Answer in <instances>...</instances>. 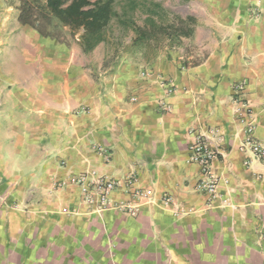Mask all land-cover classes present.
<instances>
[{
  "label": "crops",
  "instance_id": "obj_1",
  "mask_svg": "<svg viewBox=\"0 0 264 264\" xmlns=\"http://www.w3.org/2000/svg\"><path fill=\"white\" fill-rule=\"evenodd\" d=\"M195 1L204 58L185 66L183 56L160 55L148 72L113 71L110 101L98 102L88 136L102 150L86 142L66 169L20 180L15 204L0 199V264H264V158L245 142L236 88L245 84L240 96L264 147V0ZM196 133L219 151L211 202L197 189L201 168L188 159ZM80 173L135 174L150 194L136 215L100 211L68 182ZM167 194L184 212L163 202ZM129 198L123 187L113 193Z\"/></svg>",
  "mask_w": 264,
  "mask_h": 264
},
{
  "label": "rangeland",
  "instance_id": "obj_2",
  "mask_svg": "<svg viewBox=\"0 0 264 264\" xmlns=\"http://www.w3.org/2000/svg\"><path fill=\"white\" fill-rule=\"evenodd\" d=\"M159 1L183 15L195 14L199 7L195 0ZM207 50L193 36L161 55L169 62L183 56L181 63L188 66L202 60ZM105 51L101 45L86 54L70 38L61 42L45 37L22 25L16 9L0 0V199L15 204L20 180L44 178V169H66L70 153L86 142L91 149L98 145L88 136L95 131L98 102L110 101L115 69L133 65L141 72L150 71V66L127 56L104 68ZM80 175L94 174L80 173L68 180L81 188L84 199L82 185L74 182Z\"/></svg>",
  "mask_w": 264,
  "mask_h": 264
},
{
  "label": "trees",
  "instance_id": "obj_3",
  "mask_svg": "<svg viewBox=\"0 0 264 264\" xmlns=\"http://www.w3.org/2000/svg\"><path fill=\"white\" fill-rule=\"evenodd\" d=\"M17 19L45 37L72 40L88 54L105 46L103 67L127 56L153 64L192 38L198 26L194 14L183 15L159 0H3ZM190 1V0H185Z\"/></svg>",
  "mask_w": 264,
  "mask_h": 264
},
{
  "label": "built area",
  "instance_id": "obj_4",
  "mask_svg": "<svg viewBox=\"0 0 264 264\" xmlns=\"http://www.w3.org/2000/svg\"><path fill=\"white\" fill-rule=\"evenodd\" d=\"M236 88L239 119L247 131L245 142L256 156L264 158V147L253 135V112L247 109L246 101L240 96L244 93L245 84L243 82L238 83ZM132 99L136 100V97ZM166 104V102L161 101L162 106L169 108ZM218 152L217 149L210 147L206 135L201 133H196L195 140L189 147V162L199 165L203 175L197 184V189L208 196L209 202L216 199L219 195L220 179L211 170L212 162L217 158ZM74 182L82 185L84 199L90 203L96 202V206L100 211L113 208L124 214L136 215L140 210L141 201L150 194L147 190L137 186V177L135 174L129 175L124 180L80 175L74 178ZM122 187L130 195V198L124 201L113 199V193ZM163 202L175 207V213L177 214L184 212L183 209L177 208L171 195H165ZM259 235L264 240V227L260 230Z\"/></svg>",
  "mask_w": 264,
  "mask_h": 264
}]
</instances>
